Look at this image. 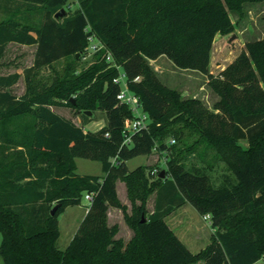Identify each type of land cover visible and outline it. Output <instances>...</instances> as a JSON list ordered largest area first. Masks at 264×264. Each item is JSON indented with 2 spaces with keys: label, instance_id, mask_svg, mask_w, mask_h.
I'll return each mask as SVG.
<instances>
[{
  "label": "trees",
  "instance_id": "1",
  "mask_svg": "<svg viewBox=\"0 0 264 264\" xmlns=\"http://www.w3.org/2000/svg\"><path fill=\"white\" fill-rule=\"evenodd\" d=\"M3 1L17 8L0 21V61L10 43L36 45L31 67L0 75L4 264H256L264 259V38L247 42L218 75L210 73L216 37L235 33L231 14L244 19L248 4L264 0H79L76 10L68 9L73 0ZM62 9L67 15L57 20ZM37 16L41 21L31 22ZM90 36L104 48L78 73ZM162 56L181 70L206 76L219 97L214 106L185 99L163 84L150 64ZM62 60L68 61L65 72L41 88L38 74ZM121 73L150 119L148 129L132 135L130 143H125V121L135 113L117 98L121 86L114 79ZM22 76V96L4 90ZM64 105L83 113L82 125L51 109ZM100 116L105 126L85 130ZM155 152L165 156L163 167L129 170V160ZM192 155L210 160L188 165ZM77 158L100 162L103 175L77 174ZM219 164L225 172L217 185L210 172ZM118 181L127 186L131 213L119 199ZM155 193L149 213L147 201ZM85 194L92 196L90 207L61 250L59 216L81 205ZM186 203L208 216L215 229L209 245L196 254L166 221ZM109 207L120 209L134 232L127 244L116 239L118 225H108Z\"/></svg>",
  "mask_w": 264,
  "mask_h": 264
},
{
  "label": "rangeland",
  "instance_id": "2",
  "mask_svg": "<svg viewBox=\"0 0 264 264\" xmlns=\"http://www.w3.org/2000/svg\"><path fill=\"white\" fill-rule=\"evenodd\" d=\"M79 0H73L72 3L69 4L68 9L76 10L79 8ZM17 8L16 3L7 4L5 1L0 0V21L6 19L8 17L9 11H14ZM9 10V11H8ZM246 16L244 19H240L238 15L231 14L234 24L236 25L235 37L234 34L230 35L226 39V49L222 48L219 41L215 43V50L213 55V61L216 58H223V62L226 64L232 61L233 55L240 54L242 52L241 45H245L249 41H255L258 39L264 38V2L256 3V4H248L246 7ZM33 16V14H29ZM42 18L33 17L35 23H39ZM35 47L33 46H24L18 45L15 43H10L5 51L4 57L0 61V75H9L13 74L17 71L22 72L24 69L31 67L34 60ZM95 62L94 55H86L83 56L81 61L78 64V73L91 64ZM67 60H62L56 63L52 68L43 69L37 76L36 81L39 86L42 88L43 86L50 85L53 79L65 72L67 68ZM152 68L157 72L160 80L163 84L171 89H176L181 92L183 98H198L202 100L209 108H212L214 104L219 100V97L212 91V89L208 85L207 77L202 75L199 72H193L189 70H181L177 68L172 61H170L167 57H161L157 60L150 62ZM158 70V71H157ZM37 84V86H38ZM10 91L15 96H20L26 91V82L24 76H22L19 81L12 87L4 89ZM75 100V97L72 98ZM66 103V101H64ZM51 109L56 113L66 117L67 119L72 120L77 125H82L83 117L82 112L64 105V106H52ZM101 113V112H98ZM97 113V114H98ZM140 113V112H139ZM101 117V116H100ZM106 120L105 118H99L97 120H91L86 126L85 130L97 131V129L105 126ZM241 144L244 147H247V143L242 141ZM153 155V160L150 161L151 166L157 164L161 167L164 166L165 156L155 152ZM202 159L198 158V155L190 156L188 165L194 164L196 166H204L207 165L210 157L207 158L206 161H201ZM77 174L81 176L85 175H95L102 176V164L98 161H92L83 158H77ZM148 158L147 156H139L133 158L127 162V166L129 170H134L139 166L147 165ZM225 172V165L219 164L215 166L214 170L210 172L213 176V179L217 185L220 184V176ZM120 197L121 202H124L127 206L128 212L132 211V204L128 197L127 186L122 181L120 185ZM155 199V195H151L147 201V211L149 213L152 212L153 202ZM139 204V203H138ZM90 207V200L88 196L85 194L82 200V204L79 206H70L65 209L59 216V226L61 236L58 241V247L61 250H64L68 247L74 235L76 234L86 211ZM123 213V212H122ZM194 214L195 222L198 226L203 227L206 226L207 229H210V225L203 219L192 205H187L186 207L180 209L176 214L172 215L169 220V223L172 227L177 228L180 232V222H182L185 216H191ZM124 215V214H123ZM111 220H117L116 215H111ZM125 222V219H124ZM119 227V232L116 235V239L119 238V234L122 235L120 239L125 241L130 237L129 230H132L127 224L121 223L117 224ZM122 227V228H121ZM122 229V231H121ZM121 231V232H120ZM133 231V230H132ZM134 233V232H133ZM2 243V234L0 232V246ZM209 239L201 240L198 244L193 246V253H198L201 249H203L206 245H208ZM126 244V243H125ZM0 264H4L2 258L0 257ZM256 264H264V259L260 260Z\"/></svg>",
  "mask_w": 264,
  "mask_h": 264
},
{
  "label": "crops",
  "instance_id": "3",
  "mask_svg": "<svg viewBox=\"0 0 264 264\" xmlns=\"http://www.w3.org/2000/svg\"><path fill=\"white\" fill-rule=\"evenodd\" d=\"M72 3V2H71ZM233 35V34H232ZM235 36V34H234ZM230 37L229 36H222V35H218L215 39V42L213 44V48H212V53H211V63H210V73L213 74V75H218L220 72H222L229 64H231L239 55V53L237 55H233V59L232 61H230L229 63L226 64V62L224 61L223 62V58L220 57V58H216L214 61H213V55H214V50H215V43L217 41L220 42L222 48L226 49V39ZM19 45V44H18ZM26 46V45H24ZM33 47H35V51H36V45H32ZM245 46V45H244ZM243 45H241V50L243 49L244 47ZM162 57H165V56H162ZM161 58V57H160ZM152 62V61H151ZM33 65V64H32ZM158 71V70H157ZM193 72H196V71H193ZM23 95V94H22ZM20 95V96H22ZM18 96V97H20ZM99 130V129H97ZM153 157H155V155H149L147 156L148 158V163L147 165H151V163H149V160L152 161L153 160ZM122 181H118L117 182V193H118V196H119V199H121L120 197V185H121ZM155 199H154V202H153V209H152V212L154 211V208H155V203H156V197H157V194L155 193ZM88 196V199H89V195ZM90 200V199H89ZM123 204H126L124 202H122ZM187 205H190L189 203H186L184 204L182 207L174 210L170 215H168L166 217V221L168 223V225L170 226V228L176 233V235L181 239V241L188 247V249L190 251H192V248L193 246H195L196 244H198L201 240H203V238L205 240H208L209 239V242L211 240V236L212 234L215 232V229H213L211 227V224H210V220L209 219H205L203 217V219L210 225V229H207L206 226H203V227H200L198 226V224L195 222V217H194V214H192L191 216H185L182 220V222H180V232L177 230V228L175 227H172L169 223V220L170 218L172 217V215L176 214L180 209L186 207ZM193 207V206H192ZM195 209V208H194ZM87 213V211H86ZM86 215V214H85ZM84 215V216H85ZM111 215H116L117 217V220H111ZM84 218V217H83ZM122 225V223H125L124 222V215L122 213V211L118 208H114V207H109L108 209V225L109 227H112L114 225H117V224H120ZM122 228V227H121ZM122 231V229H121ZM120 231V232H121ZM127 233H130V237L128 238L127 241H125V243L127 244L134 236V233L132 230H129V232ZM121 234V233H120ZM119 234V238L117 239H120L122 237V235ZM209 245V244H208ZM207 247V245L203 248L205 249ZM201 249V250H203ZM200 250V251H201ZM199 251V252H200ZM193 252V251H192ZM198 252V253H199ZM196 254V253H195ZM200 264H203V263H200Z\"/></svg>",
  "mask_w": 264,
  "mask_h": 264
},
{
  "label": "built area",
  "instance_id": "4",
  "mask_svg": "<svg viewBox=\"0 0 264 264\" xmlns=\"http://www.w3.org/2000/svg\"><path fill=\"white\" fill-rule=\"evenodd\" d=\"M89 42H90V46L88 48L87 55L89 54L95 55L104 48V46L95 38V36H90ZM106 59L108 62L111 63L113 62V58L110 53H107ZM113 66L119 68L116 64H113ZM139 80L140 78L136 79V81ZM114 82L116 84H120L121 86V90L117 96L119 102L122 104L129 105L135 113V117L133 119H127L125 121V129H124L125 143H130L132 135L148 129L150 124V119L147 114L142 112L139 97L129 91L125 74L121 73L116 79H114ZM171 143H174V141H171ZM156 173L157 170H154L152 172V174H156ZM89 199L92 200V196L89 195ZM204 218L209 219L208 216Z\"/></svg>",
  "mask_w": 264,
  "mask_h": 264
},
{
  "label": "water",
  "instance_id": "5",
  "mask_svg": "<svg viewBox=\"0 0 264 264\" xmlns=\"http://www.w3.org/2000/svg\"><path fill=\"white\" fill-rule=\"evenodd\" d=\"M67 15V11L65 9H62L60 12H58L56 15H55V18L58 20H61L62 18H64L65 16ZM235 37V36H234ZM89 115H91V112H89ZM161 178H165L166 177V174H165V171H162L161 172V175H160ZM60 205H56L52 211H51V214L52 215H55V213L57 212L58 208H59Z\"/></svg>",
  "mask_w": 264,
  "mask_h": 264
}]
</instances>
